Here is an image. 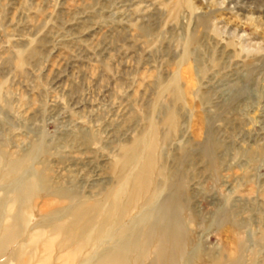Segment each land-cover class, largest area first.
Segmentation results:
<instances>
[{
	"label": "rangeland",
	"instance_id": "obj_1",
	"mask_svg": "<svg viewBox=\"0 0 264 264\" xmlns=\"http://www.w3.org/2000/svg\"><path fill=\"white\" fill-rule=\"evenodd\" d=\"M174 1L0 0V150L42 148L55 183L102 198L109 164L154 124L170 183L155 175L151 204L178 200L160 222L176 215L179 264H264V0H191L176 16Z\"/></svg>",
	"mask_w": 264,
	"mask_h": 264
},
{
	"label": "bare ground",
	"instance_id": "obj_2",
	"mask_svg": "<svg viewBox=\"0 0 264 264\" xmlns=\"http://www.w3.org/2000/svg\"><path fill=\"white\" fill-rule=\"evenodd\" d=\"M184 5L194 7L191 0L174 1L175 16ZM178 84L172 89L176 95ZM166 124L176 128L175 111L169 113ZM147 130L109 164L114 184L95 199L55 183L42 161L37 163L42 148L9 158L0 150V181L13 187L10 196L0 198V264H140L152 247L154 264H179L184 243L176 215L168 225L160 222L175 213L178 200L166 198L156 206L151 204L159 197L155 175L163 176L166 185L170 179L158 159V128L151 124ZM40 195L44 200L38 207ZM36 208L43 219L36 227L39 231L28 234ZM149 209L155 213L150 223ZM136 210L139 215L132 217ZM241 263L239 255L223 264Z\"/></svg>",
	"mask_w": 264,
	"mask_h": 264
}]
</instances>
